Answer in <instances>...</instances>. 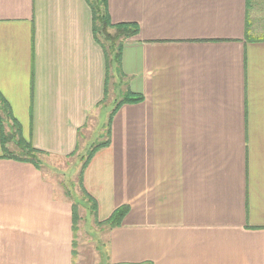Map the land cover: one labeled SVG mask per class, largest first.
<instances>
[{"label":"crops","instance_id":"crops-1","mask_svg":"<svg viewBox=\"0 0 264 264\" xmlns=\"http://www.w3.org/2000/svg\"><path fill=\"white\" fill-rule=\"evenodd\" d=\"M108 7L139 26L122 67L144 101L118 109L84 173L98 221L130 208L90 264H264V0ZM105 89L86 0H0V95L18 138L43 158L79 154ZM17 140L4 150L0 126V264H78L72 203Z\"/></svg>","mask_w":264,"mask_h":264},{"label":"trees","instance_id":"trees-1","mask_svg":"<svg viewBox=\"0 0 264 264\" xmlns=\"http://www.w3.org/2000/svg\"><path fill=\"white\" fill-rule=\"evenodd\" d=\"M92 11L93 20V35L96 42L102 47L106 58V89L105 97L100 102L101 110H107L111 107V112L108 115V121L106 123V135L101 137L94 145L82 156L83 165L79 172V188L82 193V198L86 207L94 217H97L98 204L97 201L87 192L84 187V173L85 170L94 157V155L102 148L108 147L111 144V122L120 107L126 104H138L144 101V97L141 94L135 93L130 89V79L124 73L122 67L123 50L129 39L135 37L139 33V26L135 23H112L109 13L108 0H86ZM248 37V35L246 36ZM114 86V94L117 97L110 106L109 101L112 96L110 86ZM13 115L11 109L6 100L0 95V126H1V141L2 148L6 149V143L11 140H17L20 134V127L15 121L12 124L11 120ZM20 149V155L18 159L34 164L38 169H41V161L43 159L40 150L33 148L18 138L16 141ZM9 158L16 157V154L9 152ZM76 155V154H74ZM72 157V156H71ZM73 208V231H74V257L77 256V231H78V207L76 202L72 203ZM87 208V209H88ZM129 206H121L107 219L102 222L98 221L97 224L106 225L109 228H113L122 223L123 219L129 212Z\"/></svg>","mask_w":264,"mask_h":264},{"label":"rangeland","instance_id":"rangeland-1","mask_svg":"<svg viewBox=\"0 0 264 264\" xmlns=\"http://www.w3.org/2000/svg\"><path fill=\"white\" fill-rule=\"evenodd\" d=\"M110 91L114 92V86H110ZM113 95V94H112ZM112 97V96H111ZM110 97V98H111ZM98 112V111H97ZM109 111H105L100 117L95 116L96 122H91L90 131L86 133V137L89 139L86 141L88 146L84 151L80 148L79 154H76L69 158H43L41 161L42 169L50 174L51 178L56 182L58 192L65 195V197L71 202L77 204L78 207V231L77 235V250L79 256L78 264H90L94 253L98 256L105 254L103 246L106 243V235L109 229L106 225H98L96 217H94L89 208L84 204L82 193L79 188V172L83 165L82 156L94 145L95 142L101 140V137L106 135V129L103 126L108 121ZM106 127V126H105ZM84 134V133H83ZM84 137V135H83ZM86 140V139H85ZM88 208V209H87ZM101 252V253H100ZM99 259V257L97 258Z\"/></svg>","mask_w":264,"mask_h":264}]
</instances>
